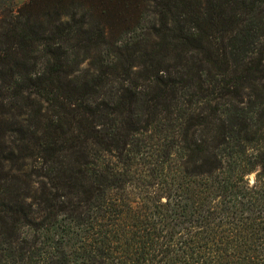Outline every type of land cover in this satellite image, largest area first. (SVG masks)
I'll use <instances>...</instances> for the list:
<instances>
[{
    "label": "trees",
    "instance_id": "16d2710c",
    "mask_svg": "<svg viewBox=\"0 0 264 264\" xmlns=\"http://www.w3.org/2000/svg\"><path fill=\"white\" fill-rule=\"evenodd\" d=\"M58 8L0 19V264H264V0H158L115 50Z\"/></svg>",
    "mask_w": 264,
    "mask_h": 264
},
{
    "label": "rangeland",
    "instance_id": "374dc122",
    "mask_svg": "<svg viewBox=\"0 0 264 264\" xmlns=\"http://www.w3.org/2000/svg\"><path fill=\"white\" fill-rule=\"evenodd\" d=\"M27 0H0V19L4 17L9 9L16 10L21 5H23ZM45 7L48 11H54L52 7L58 5L57 11L61 12V19L65 20L70 18L69 15L65 16L63 12L73 11L75 12V20L82 18L84 16L85 27H88L90 23L96 24L99 22L100 27L103 29V40L106 44L114 46L124 45V44H141L146 40V44H153L158 36H151V32L154 29H159L160 32L163 30L168 31L173 25V20L170 16L162 18L160 14L157 13L155 5L158 0H108L106 1L105 9L103 7H97L98 1H84L79 9H69L70 4H79L78 0H43ZM7 10V11H6ZM49 11V12H50ZM59 19V18H58ZM90 21V22H89ZM143 39H145L143 41ZM140 42V43H139ZM82 68H89L90 61L86 60L81 64ZM92 70V68L90 67ZM117 70L116 73H119ZM7 99L6 101H8ZM44 106L46 105L43 103ZM44 109V108H43ZM23 112L27 109H23ZM21 110V111H22ZM28 114V113H26ZM13 116L11 113H1L0 114V184L7 181L4 179L5 174H18L19 164L17 162H12L5 158L8 156L9 149H16L18 146L17 136L20 130L22 131V126L27 123V115ZM39 120V117L38 119ZM17 134V135H16ZM16 140V141H15ZM7 146V147H6ZM37 159V157H35ZM30 159L27 161L29 162ZM33 166L39 167L38 159L32 161ZM24 171L29 170L30 167L24 166ZM39 183L35 181L32 185V190H38Z\"/></svg>",
    "mask_w": 264,
    "mask_h": 264
}]
</instances>
